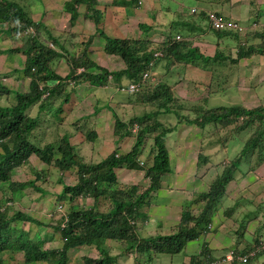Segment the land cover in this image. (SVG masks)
<instances>
[{
	"label": "trees",
	"instance_id": "obj_1",
	"mask_svg": "<svg viewBox=\"0 0 264 264\" xmlns=\"http://www.w3.org/2000/svg\"><path fill=\"white\" fill-rule=\"evenodd\" d=\"M217 1L229 2L230 0ZM75 3L86 5V12H84L83 17L87 20L84 21L83 26L82 21L78 29L79 44L83 48L82 50L79 49L78 55L69 54L65 49L68 54L66 57L69 63V73L62 78L53 71L50 65L53 59H59L63 56L60 51L64 49L63 45L51 34V27L54 26V21L59 16L54 14L55 16L52 15V18L47 17L44 11L42 12L43 18L36 20L18 2L0 0V23L6 25L7 33H23L27 28H32L34 31V33L25 36L22 46L0 49V53L23 52L26 57L24 71L30 72L31 67L35 69V72L31 73L34 79L31 80L29 91L16 92V101L12 105L0 106V195H4L2 204H5L8 199H11L12 192L28 185L34 187L40 196L52 193L56 201L59 202H71L76 198H92L93 205L86 208H72L52 226L62 240L61 247L56 248H43L45 240L41 236L37 239L30 237V229H25V223L42 226L35 217L14 209L11 205L2 206L0 209V253L4 251L13 254L20 253L25 264L37 262L67 264L69 260L67 253L70 249L90 246L99 252V256L96 258L85 257L83 264H116L119 258L129 254L136 256L133 264H152L151 262L157 254L179 253L187 242L199 238L201 233L209 230L208 225L212 222L214 208L222 195L225 194L227 185L234 179L235 172L239 176V170L236 168L240 166L243 157L247 158L250 165L249 158L254 151H257L259 152L258 163L264 161V104L252 108H245L241 104L215 106L206 109L198 107L195 109L199 113L197 117L193 119L184 118L179 111L169 106L171 102L175 101L172 87L169 82L160 79L156 72L157 67L162 62L166 64L167 69L174 62L183 63L192 66L193 72L198 75H206L207 71L211 70L212 81L215 78H221L220 74H215L219 66L225 65L226 62L236 63L245 58L264 55V21L261 22L255 18L253 23L256 26H251V22L248 26L250 30L242 35L239 30L235 29H214L208 21L210 10L177 7L176 18L167 19L165 24V28H168L170 32L162 41H155L149 36L122 37L118 35L119 30L113 28L112 33L107 32L106 20L102 19L103 12L95 8L96 0L66 1L63 9L69 14L70 22H73L78 16V12L74 9ZM109 3L114 6L125 7L132 5V0H112ZM166 8L167 11L170 10V7ZM119 13H116L117 16ZM214 13L223 19L228 18L222 10H216ZM126 14L128 13L126 12ZM259 14L262 13L259 11ZM184 16H189L191 19H186ZM49 18L52 19V22L47 23L45 20ZM196 18L200 20L199 24L203 20L208 22L203 31L213 32L217 38L216 44L218 46L221 45L220 41L223 38L235 39L237 45L235 53L233 49H229L232 52L226 54L218 47L211 56L201 53L199 46L193 45L194 37L199 39L200 36L191 35L196 26ZM130 21L131 19L128 18V22H125L129 27L132 25ZM121 23L123 24L122 18L119 19V24ZM134 23L137 25L138 31L145 34L152 29L148 23L137 21L135 16L133 17V25ZM176 26L186 29V34H174L173 30L178 29ZM198 28L202 30L201 27ZM177 32L180 31L177 30ZM43 35L46 36V39H43L42 42L39 38H43ZM100 38H103L104 41L102 51L107 55L118 57L123 62L121 69L109 70L106 67H100L97 62L90 59L88 49L101 46ZM249 40L253 41L250 42ZM48 43H52V46H49ZM157 51L160 52L159 56L154 54ZM80 67L84 69L81 73L77 72ZM144 73H148L149 77L143 79ZM48 79H55L58 83L50 89L48 95L42 98V93L49 91V88L45 86L40 90L38 83ZM110 79L117 84H120L121 81H117L121 79L138 83L140 89L135 94L151 105L154 102L157 106V112L133 115L128 121H121L111 110L112 115L115 116L114 135L119 138H132V147L119 155H116L118 150L115 149L99 161L86 162L80 154L81 147L71 141L67 132L48 139L49 124L56 121L58 117L60 119L64 117L63 104L69 102L70 94H63V83L84 80L94 86H103ZM214 87V83L213 87L209 84L206 97H202L201 101L208 102L207 98L210 97V94L216 93ZM122 88L126 89V84ZM10 92L11 90L0 84V94H9ZM56 99L59 102L55 105ZM179 100L181 101V99ZM35 104H38L36 114L28 115V109ZM96 110L98 108H94V112ZM190 111L192 112V109ZM42 112L47 113L43 119L40 118ZM156 113L174 114L178 123L185 122L188 125L201 128L210 125H214L215 128L218 125L228 127L229 124L241 118L243 122L239 128L242 130L255 128V132L243 144L239 155L230 162L226 169L224 168L220 175H217L209 189L198 194L205 201L200 213L195 215L190 209H184L179 222L174 225L175 233L143 238L139 237L137 229L142 226V222L149 219L150 197L157 194L158 190L163 187L162 176L168 175L172 171L166 147V137L169 133L176 131L178 127V125L166 127L156 118ZM87 118L91 119V116ZM255 123H257V127H255ZM134 124L138 125L135 132L132 131ZM151 136L153 137V147L145 155V158L147 159L152 155V160L148 167H144L139 161V156L143 153L141 147L144 146V141ZM95 137L96 133L93 130L86 133V139L89 141H94ZM31 155L33 158H38L44 165L43 168L35 170L36 181L12 180L14 169L29 164ZM197 160L198 165L199 163L208 164L211 162L203 153L198 154ZM72 168L76 170L77 180L75 184L69 185L64 183L61 177L62 173ZM124 168L143 170L144 176L148 178V185L141 188L134 184L127 189H123L121 186L115 187L119 184L117 172ZM54 169L60 172L58 178L51 175ZM49 178L53 184H61L62 188L58 193L51 192L49 187H43L39 183V180L40 182L47 180L51 184L48 181ZM52 178L55 179L52 180ZM2 183H7V185ZM106 201L109 202L110 206L107 210L101 211L99 207H104ZM239 201L237 199L235 204L228 208L223 214L224 219H231L230 217H234V213L242 208L239 207ZM152 213L151 210L150 214ZM254 214L248 212L243 214L239 220L237 219L240 221L239 225L242 230L236 229L235 231L240 239L236 240L235 245L231 247L234 258L237 255L248 254L260 245L258 243L261 240L257 237L254 238V243L242 238L245 230L244 224L252 222ZM217 230L218 227H213L208 233ZM206 238L201 243L199 252L192 255L187 264H210L213 254ZM110 240L118 242L121 247L118 253L114 255L110 254L106 246L103 247L104 243ZM241 242L248 245L239 249L238 243ZM258 254L259 252L254 258ZM233 263H236V258ZM0 264H4V259L1 257Z\"/></svg>",
	"mask_w": 264,
	"mask_h": 264
},
{
	"label": "rangeland",
	"instance_id": "obj_2",
	"mask_svg": "<svg viewBox=\"0 0 264 264\" xmlns=\"http://www.w3.org/2000/svg\"><path fill=\"white\" fill-rule=\"evenodd\" d=\"M13 1L18 2L25 11H28V13L31 14L30 16L32 18L33 16L37 17L42 9H47L46 14L51 18L52 15H54V8H56L55 10L56 12H58V5H54L55 1L53 0ZM141 1L142 6H145V8H141V10H144L145 15L148 17H151V15L154 16L153 19L149 21L151 25H154V28L147 34L143 33L142 31H138L137 25H135V23L133 25L134 14L132 16L125 14L127 18L131 19L130 23H132V25L129 27L125 26L124 23H121L120 26H123V29H125V32H120L121 34L126 33V36L134 38L149 36L150 39L154 38L155 41H162V39H164L168 35V32H170L168 28H165V24L167 23L166 19L169 20V18H176V10L178 9L177 7H189L193 9L196 8L198 10L219 9L222 10L223 13L228 16L229 10L232 11L233 9L232 12L234 13V17L237 16L235 15V13L237 12L238 14L240 13L241 16L249 15V23L255 21V18L256 20H260L261 22L264 21V0H231L229 2H222L217 0ZM118 7L123 8L124 11L129 14L133 13L132 8H125L121 5H119ZM135 7L138 8L137 6ZM166 7H170V10L167 11ZM33 8L37 13L34 12ZM113 8L118 9L114 6L111 9ZM146 10H148L149 13L146 12ZM259 11L262 14H259ZM164 15L166 18L164 17ZM184 17L186 19H191V17L189 16ZM114 19L119 22L117 14H113L111 20L107 22L110 24ZM78 20L79 14L73 22H70L69 15L62 12L61 18L57 17V20L54 21V26L51 27V34L57 39H59L62 44L66 45L67 48H69L70 50L73 48L76 52H78L76 46L81 50L83 48L82 45L79 44L78 40L73 43H70L71 37L75 34L80 40V37L78 35L79 28L77 29V31L75 29V24ZM137 21L143 22L145 21V18L140 17L139 14ZM234 21L239 22L240 20L234 19ZM243 22L240 21L241 24ZM108 23L106 25V31L112 33V27ZM196 23L200 25L198 23L197 18L195 19V25ZM176 28L178 29L173 28L175 29L173 30L174 34L179 33L182 35L186 34L187 32L186 29H182L181 26H176ZM244 28L245 29H236H238L239 32L243 35L247 32L246 27ZM5 29L6 25L0 23L1 49H6L8 48V46L11 45L8 44V33ZM177 30L180 32H177ZM74 32L75 34H73ZM195 34L201 37L198 39ZM191 35L195 36V42L193 43V45L198 46L199 43H202L201 45L204 46L202 49L199 47L201 53L208 54V47H210V53L212 54L208 56L213 55L215 48L213 47L214 45L209 46L203 44L204 42L210 44H215L217 42V38L212 32H207L203 35V32H201L199 28L195 26L194 32L191 33ZM43 39H46L45 35H43V38H39V40L42 42ZM11 40H17V42H21L22 39L12 37ZM249 41L252 42L253 40ZM220 42L221 45L218 46V48H221L226 54H230L232 52L231 50L237 47L235 39L223 38ZM75 43L76 45H74ZM100 43L101 47L95 46L93 52H89L90 59L97 62L100 67H106L109 70L117 71L121 69L123 66V62L119 60L118 57L108 56L102 51V46L104 44L103 38H100ZM14 44L20 46V44L18 43ZM12 56L18 59L21 58V56L18 57L13 54ZM259 56L245 58L237 61L236 63H231L230 61L226 62L225 65L219 66L218 71L215 74H220L222 77L218 79L215 78L213 81V77L211 78V70H208L206 75H198L193 72L192 66L177 62H174L172 65H170L168 69L166 67V64L162 62L158 65L156 72L161 80H166L172 87L173 99L175 101L171 102L169 106L179 111L180 115H183L184 118L193 119L199 115L197 110H195L198 107L206 109L215 106H229L233 104H241L245 108H252L257 107L260 104H264V69L260 68L261 66L264 68V56ZM9 58L10 56L7 53H3V55L0 56V75L4 74V70L8 68L10 62L13 63V60L9 62ZM20 64L22 63L20 62ZM50 65L60 74H66V72H68L67 64L64 60H57L54 63L51 62ZM92 70L95 71L94 68H92ZM14 75H17V72ZM22 78L24 77L20 75L12 77L13 83L10 86L13 89L15 86H17L19 91H26L28 89V80L21 81ZM121 80L117 82H120ZM212 82L215 84L214 89L216 90V93H211L210 97L207 98L208 102L204 103L203 101H201L202 97H206L205 95L206 92H208L209 84H211V86L213 87ZM115 83L116 82L114 81H110L106 85L97 88L93 87L88 93H83V89L85 87L83 89L77 88L75 90V93L69 91V102L63 104V108L65 109V113H63L64 117L62 119L58 117L56 121H52L50 123L51 127H55L54 130L56 131L57 135L60 136L64 132H71L73 133L71 141L73 143L80 141L81 135L79 133L74 132V130H76L75 128L77 127H75L72 123L73 121L78 119V123L81 125V127H83L82 125L86 124L87 120H81L80 118H76L79 115L78 112L88 113L91 112V110L94 108L100 109V114H102V116L104 117H107V119L104 121L102 118L97 119V122L99 123L96 127L100 132H103L104 130L108 129L114 132V128H112V123L113 117L115 116L112 115V111L115 112V114L118 116V120L121 121H128L129 118L133 115H141L143 113L152 111L157 112V106L154 102H152L153 105H151L149 102L141 100L140 96H137V94L128 95L124 92L117 91L115 89ZM68 86L69 85H67L66 91L69 90ZM12 95L2 97L0 96V105L8 106L12 104V102L14 101V94L12 93ZM179 99H181V101ZM82 100H84L83 106L81 103ZM58 102V99H56L55 105L58 104ZM37 109L38 106L36 105L33 108L32 113H36ZM191 109L192 112L190 111ZM40 114V118L42 119L47 116L46 112H42ZM111 115L113 117H111ZM94 118L95 116H91V119ZM156 118L161 121L166 127L173 125L174 123H176L177 120L174 114L168 113H158L156 115ZM242 122L243 119L239 118L229 124L228 127H221L220 125H218L215 128L214 125H210L204 129L194 125L188 126V124L182 122V124L180 125V130L177 132L178 138L176 137L175 132H172L167 136L166 144L169 150L171 160L170 164L174 174L165 175V178L162 179V184L167 186V188H160L157 194H154L150 197L151 201H149L151 202V206L154 204L157 205V213H159V216L151 217L149 208V219L144 223L142 222V226L137 229L139 237L147 238L149 236H155L157 234H168L170 232L171 234H173L176 232L174 224L177 223L181 218L179 216H173L181 215L184 209L188 210L190 208L192 213L195 215L201 212L202 208L204 207L205 201L202 200V198H200L198 194L203 191L206 192L208 190L209 184L217 178V175L215 174L220 175L224 168L226 169L230 165V162L239 155L243 144L255 132V128H244L243 130L240 129L239 125L241 126ZM255 127H257V123H255ZM182 136L185 140H187V142L185 141L182 146L185 147L186 150H189V153L192 149L194 150V152H191L190 155L188 153L189 157H186V164L189 168L187 173L189 174V177L185 175L183 177L180 176L183 170H185V168L180 167L181 164L180 162H178L176 156L177 145L175 146V142L177 139L179 140V138ZM106 139V137L104 139L98 137L97 141L87 143L88 145H94L96 147V150H101L102 153L101 155L99 153H95L93 155L94 158H92V160L99 161L100 158L106 155V152L108 153L113 148V146L106 145ZM151 142L150 140H148L146 146H149ZM83 147L84 149L81 150V152L90 154L86 145H83ZM129 147L130 144H126L124 151H128ZM147 151L148 147L144 149L142 155L139 158L140 160H142L144 167H148L152 160V155H150L147 159L143 158L146 155ZM199 153H203L208 158L210 157L211 162L205 165L202 163H199V165H197V158L195 157H197ZM258 154L259 152L254 151V153L250 156L249 160L252 165L248 164L249 162L247 161V158H242L240 166L236 168L239 170V176H237L238 173L235 172L234 179L226 187V195L220 200L219 203L216 204L214 208L215 212L212 215L211 223L214 228L221 226L222 232H226L228 236L224 234L223 236H221L222 234H220V231H211L208 235L209 238H211L214 233H217L213 239L217 238L220 242H223L224 239L225 242H229V240H232L235 243L236 240L240 239V237H238L235 233L236 229L242 230L241 226L239 225L240 221L238 220L243 216V214L250 212L251 214L255 213L253 221L244 224L245 230L242 234V238H244L246 241L254 243V238L257 237V239L261 240V244H264V161L258 163ZM29 161V164H26L22 167H16L14 169L11 177L12 180L36 181L34 172L35 170L43 168L44 165L38 158H33L32 155ZM179 171L181 174H178ZM207 171L208 173H206ZM59 174L60 172L58 170H52L51 175L53 177L58 178ZM55 178H52V180H54ZM121 178L122 179L119 180L120 184L115 185V187L121 186L123 189H127L131 185H134L129 184L125 180H123V178L125 177L121 176ZM61 179L66 184H75L77 180L75 168H72L69 171H65L64 173H62ZM48 181L51 184H49L47 180L43 182H40L39 180V183L43 187H49L50 191H53L54 193H58L61 190L62 186L60 183L53 184L50 178ZM2 184L7 185V183ZM135 184L143 188L144 185H148V178H146L145 176L143 177L142 174L140 180H138V182H136ZM188 191L192 193H188ZM3 198L4 195H0V209L2 208V206L5 207L7 204L11 205L12 208L35 217L41 223L42 226L36 224L28 225L25 223V229H30L31 238L37 239L41 236L45 240L43 248L61 247L62 240L60 238V235L52 227L60 219V217L65 216V214L70 212L72 208H86L93 205L92 198H76L71 202H59L56 201V198L52 193L40 196V193L34 187L28 185H26L24 188L17 189L12 192L11 199H8L5 204H2ZM187 198L191 201L190 203L187 201ZM237 199L240 200L238 203L240 204L239 207L242 208L238 209L234 213V217H230L231 219H224L223 214H225L229 207L235 204V201ZM108 206H110V204L106 201L105 206H100L99 209L101 211H105L108 209ZM165 216H169L168 220L164 218ZM234 218L236 221L234 220ZM221 220H223L222 224L220 223ZM169 224H171V228L168 227ZM160 225L166 226L161 227ZM160 227L163 231L160 230ZM217 235L219 237H217ZM229 237H231V239ZM202 242V237H199L195 240L190 241L186 248H184L179 253L157 254V256L153 258L151 263L182 264L184 261L188 262L189 258L192 255L197 254V252L200 250ZM247 245L248 244H244L242 242L238 243L239 249L244 248ZM105 246L108 248V251H110L111 255L118 253L119 249L121 248L118 242L111 240L106 241L103 247ZM67 255L69 258L67 264H83V259L85 257L96 258L99 256V252L93 247L83 246L76 249H70ZM0 256L3 257L4 264H25L20 253L13 254L8 251H4L0 253ZM135 258V254L122 256L118 259V263L116 264H133L136 260ZM31 264H43V262ZM236 264H264V250L261 251L256 258H250L249 262H238Z\"/></svg>",
	"mask_w": 264,
	"mask_h": 264
},
{
	"label": "clouds",
	"instance_id": "obj_3",
	"mask_svg": "<svg viewBox=\"0 0 264 264\" xmlns=\"http://www.w3.org/2000/svg\"><path fill=\"white\" fill-rule=\"evenodd\" d=\"M66 1H68V0H66ZM65 0H64V3L66 2ZM97 1V0H96ZM112 0H109L108 1V4H109V6L111 7V6H114V5H111L109 2H111ZM82 4H78V3H75L74 4V9L78 12V14H79V11H78V7H80ZM83 5H85V4H83ZM96 5H97V3H96ZM135 6H137L138 8H136ZM60 7V6H59ZM114 7H117V8H120V7H118V6H114ZM95 8L96 9H98L96 6H95ZM125 8H132L133 9V13L132 14H129V15H133L134 14V9H138V10H140V12H138V15L140 14V17H144L145 19H147L148 21H150V20H152L153 19V15H151V17H146V15H145V13H144V10H141V8H142V1L141 0H132V5H130L129 7L128 6H125ZM216 10H219V9H216ZM215 9L214 10H210L211 11V13L209 14V16H208V21H209V23H210V25L214 28V29H218V30H221V29H226V28H229V29H235V30H238V29H245L244 27H246V30H250L249 28H248V26H249V24H246V23H240V21L239 22H237L236 21V23L237 24H241V25H238L237 27H232V26H226V27H224V28H215V26L213 25V23H212V21H211V18H210V16L211 15H213V16H215V17H217V18H219L221 21H223L226 25H227V23L229 22V21H233V22H235L234 21V19L233 18H230V17H228L227 15H225V16H227L228 18H226V19H223V18H221V17H219L217 14H215L214 13V11H216ZM147 11V10H146ZM42 12H44V9H43V11ZM62 12H64L65 14H67V15H69L64 9H60V8H58V12H56V10H53V14H57L60 18H61V13ZM85 12H86V8H85ZM142 12V13H141ZM125 13H126V11H125ZM138 15L137 14H134V16H135V18H138ZM83 16H84V14H83ZM133 16V17H134ZM83 19H84V17H82ZM37 20V19H36ZM200 20H198V22H199ZM166 22H167V19H166ZM203 22H205V23H203ZM207 24H208V22L206 21V20H203L201 23H200V26L196 23V27L198 28V27H201L202 28V30H200L201 32H203V35L205 34V33H207V32H211V31H206V32H204L203 31V29H205L206 28V26H207ZM149 25H151V24H149ZM244 25V26H243ZM152 27H154V25H151ZM251 26H256L253 22L251 23ZM236 28H238V29H236ZM30 33H34V31H33V29L32 28H27L23 33H18V34H13V33H8V39H10V38H12V37H15V38H20V39H22L21 40V42H19V44H20V46H22L21 44H23L24 43V40H25V36L26 35H29ZM213 33V32H212ZM75 34V33H74ZM76 35V34H75ZM77 36V35H76ZM76 36H72L71 37V42L70 43H73V42H75L76 40H77V37ZM201 37V36H200ZM137 38V37H136ZM177 38H179V36H177ZM67 40H68V36H67ZM58 41H59V39H58ZM73 41V42H72ZM23 42V43H22ZM78 42H79V39H78ZM59 43L60 44H62L60 41H59ZM11 44V46L10 47H8V48H6V49H9V48H13V47H20V46H18L17 44H14V43H10ZM48 45L50 46H52V43H48ZM63 45V47H64V49L63 50H60L58 47H55L56 49H58V50H60L61 51V53L63 54V56L61 57V58H59V59H57V60H64L65 61V63L67 64V70H68V72H66V74H60V73H58L54 68H52L53 69V71L56 73V74H58L60 77H65V76H67V74L69 73V63H68V61H67V52H65V49L69 52V54H72V53H74V55H78L79 53H80V50H79V48L76 46V48L78 49V52H76L73 48L70 50L69 48H67L66 47V45H64V44H62ZM74 45H76V43L74 44ZM199 46V45H198ZM214 46H215V48H214V52L216 51V49H217V47H218V45L215 43L214 44ZM71 47H74V46H71ZM1 49V48H0ZM236 50H235V48L233 49V52H235ZM214 52H213V54H214ZM155 53H159V55H160V52H155ZM154 53V54H155ZM9 54H13V55H16V56H18V57H20L21 56V58L20 59H18V58H16V57H13L12 55H9ZM0 55H3V53H0ZM8 55L10 56V58L8 59L9 60V62L11 61V60H13V63L12 62H10L9 64L12 66V65H14V66H12L13 68L10 70V71H7L8 70V68H6L4 71H6V72H4V74H2V75H0V84H2V85H4V87L5 88H7V89H9V90H11V92L9 93V94H0V96L2 97V96H11L12 95V93L14 94V101L12 102V104L16 101V98H15V93L16 92H28L29 91V87H30V83H31V80L32 79H34V77L32 76V74L31 73H34L35 72V69L33 68V67H31L30 68V72H27V71H24V66H25V60H26V57H25V55H24V53L23 52H17V53H8ZM158 55V56H159ZM108 56H110V55H108ZM262 56H264V55H260L259 57H262ZM11 58H13V59H11ZM23 59V60H22ZM56 59H53V61H52V63H54V62H56L57 61ZM16 61H19V64H20V62L22 63V64H16ZM84 71V69L82 68V67H80V68H78V70H77V72H79V73H81V72H83ZM17 72V75H14L15 73ZM23 76L24 78H22L21 79V81H25V80H28V89L26 90V91H19L18 90V88H17V86H15L14 87V89L10 86L12 83H13V80H12V77H14V76ZM123 80H125V79H122L121 80V82H120V84H117V83H115L116 84V89H117V91H120V92H124V93H126V94H129V93H132V94H135V93H137V92H139V91H136V92H129V91H126L124 88H122V86H124L125 84H126V89H127V87H128V84L130 83V82H127V80H125V81H123ZM110 81H112L111 79H110ZM109 81V82H110ZM9 82V83H8ZM58 83V81L57 80H55V79H48V80H42V81H40L38 84H39V89L40 90H42L43 89V87H45V86H47L48 88H49V91H45L44 93H42V98H44L46 95H48L49 93H50V89L52 88V87H54L56 84ZM87 84V85H86ZM63 85V92L64 93H69L70 94V92L69 91H72V92H74L75 93V90L77 89V88H81V89H83L84 87V89H83V91L84 92H89V88L87 87V86H89V83L87 82V81H84V80H79V81H70L69 83H63L62 84ZM67 85H69L68 87H69V90L68 91H66V88H67ZM90 86H93V87H100V86H94V85H91L90 84ZM122 89H124V90H122ZM13 96V95H12ZM69 99H70V97H69ZM12 104H10V105H12ZM36 105H38V104H35L34 106H32L30 109H28V111H27V113H28V115H30V114H32V115H35L36 113H32V110H33V108L36 106ZM0 106H5V105H0ZM9 106V105H8ZM100 113V111H99V109L98 110H96V112H94V109H92V111L91 112H88V113H84V114H82L81 116H79V117H76V118H80L81 120H87V122H86V124H84V125H82L83 127H81V125L78 123V119L77 120H75V121H73V125L75 126V127H77V128H75L76 130H74V132L75 133H79L80 135H81V140L80 141H78V142H75L76 144H78L80 147H81V150H83L84 149V147H83V145H86V147L88 148V150H89V152H90V154L89 153H82V152H80V154L84 157V159H85V161L86 162H96V161H94V160H92V158H94L93 157V155L95 154V153H99L100 155L102 154L101 153V150L99 151H97L96 150V147L94 146V145H88L87 143H91V142H94V141H97V138H98V133H97V130H95L96 129V126H97V121H96V117L98 116V114ZM88 116H95V118L94 119H88L87 117ZM111 117H113L112 115H111ZM114 121H115V117H113V123H112V128H114ZM176 122H178L177 120H176ZM50 125V124H49ZM52 126H53V124H52ZM50 127V132H49V134H48V138H52V137H56L57 136V133H56V131L54 130V128L55 127H51V125L49 126ZM137 129H138V125L137 124H134L133 126H132V131L133 132H135V131H137ZM90 130H93L95 133H96V137L94 138L95 140L94 141H89V140H87L86 139V133L88 132V131H90ZM72 131V130H71ZM74 133V134H75ZM68 134H69V136H70V138L72 139V135H73V133H71V132H68ZM119 138V137H118ZM121 139H123V138H121ZM148 140H150V142H151V140H152V142H151V144L149 145V146H146V143H147V141ZM132 142H133V139L132 138H129V144H130V146L132 147ZM143 147H141L142 148V151H144V149L146 148V147H148V149L149 148H151L152 149V147H153V137L151 136V137H148V139H146L145 141H144V143H143ZM130 147V148H131ZM115 150V149H114ZM117 153H116V155H119V154H121V153H123L119 148H117ZM111 153V152H110ZM108 155V154H107ZM107 155H105L104 157H106ZM142 155V154H141ZM140 155V156H141ZM140 156H139V158H140ZM104 157H102V158H104ZM198 157V156H197ZM144 159H146L145 157H143ZM101 159V158H100ZM209 159H210V157H209ZM139 161H140V164L141 165H143V162H142V160H140L139 159ZM211 161V160H210ZM196 164L198 165V160L196 161ZM205 165V164H204ZM207 173V172H206ZM210 173V172H209ZM215 174V173H214ZM215 175H219V174H215ZM165 177V175L164 176H162V178H164ZM23 181H25V180H23ZM27 181V180H26ZM211 184V183H210ZM210 184H209V187H210ZM209 189V188H208ZM203 192H205V191H203ZM226 195V191H225V194L224 195H222V197L219 199V201L217 202V203H219L220 202V200L224 197ZM188 202L190 201V200H187ZM190 210H191V208H190ZM180 217H181V215H179ZM224 216V215H223ZM180 220V219H179ZM179 222V221H178ZM177 222V223H178ZM214 226L212 225V223H210L209 225H208V229L209 230H207V231H205V232H203V233H201L200 235H202V234H207L208 233V231H210V230H212V228H213ZM210 233V232H209ZM169 234H171V232L170 233H168V235ZM164 235H167V234H164ZM200 237V236H199ZM208 237V236H207ZM203 240H204V238H202ZM190 242V241H189ZM189 242H187V244L185 245V247L184 248H186V246L188 245V243ZM258 244H260L259 246H257V248H255L254 250H252L250 253H248V254H245V255H237L235 258H236V263H238V262H242V263H247L248 262V260L250 259V258H252V257H254L255 255H256V253H260L261 251H263L264 250V248H261L262 247V245H264V244H261V241L258 243ZM202 245V244H201ZM234 245H235V243H234ZM233 247V246H232ZM183 248V249H184ZM200 249H201V247H200ZM232 250H233V248H229V250L227 251V252H225V253H223L221 256H219V257H216L213 253V256H211V258H212V261L210 262V264H234L233 262H234V255H233V252H232ZM199 252V251H198ZM197 252V253H198ZM2 253V252H1ZM230 253H231V255H232V259L231 260H227V256L228 255H230ZM251 253H253L252 255H251ZM242 256H247V260L245 261V262H243L240 258L242 257ZM1 257V256H0ZM2 259H3V257H1ZM189 261H190V258H189ZM188 261V262H189ZM188 262H186V261H184L182 264H187ZM235 263V264H236Z\"/></svg>",
	"mask_w": 264,
	"mask_h": 264
},
{
	"label": "crops",
	"instance_id": "obj_4",
	"mask_svg": "<svg viewBox=\"0 0 264 264\" xmlns=\"http://www.w3.org/2000/svg\"><path fill=\"white\" fill-rule=\"evenodd\" d=\"M48 1H51V0H48ZM53 1H55V4L54 5H58V8H60V9H63V7H64V5H65V3H64V0H59V1H57V0H53ZM66 1V0H65ZM108 1L109 0H97V5H96V7L98 8V9H100L102 12H103V18L102 19H104V20H106V23H108L107 21H110L111 20V18L113 17V14H116V13H118V12H120L119 14H118V16H117V18H118V20L120 19V18H122L123 19V23L125 24V26H128V25H126V23L125 22H128V18H127V16L125 15L126 13H124L125 11H124V9L123 8H118V9H115V8H113V9H111L113 6H109V4H108ZM231 1V0H230ZM250 3V2H249ZM60 6V7H59ZM85 8H86V5H81L80 7H78V11H79V20L76 22V24H75V29H78L80 26H81V22H82V26L84 25V21H86L87 19H83L82 17H83V14H84V12H85ZM142 8H145V6L143 5L142 6ZM56 8H54L53 10H55ZM33 10H34V12H35V9L33 8ZM42 11H43V9L40 11V14L36 17V16H33V19H37V20H39V19H41V17L43 16V14H42ZM44 11H45V13H46V11H47V9H44ZM232 11H233V9H232ZM232 11H230L229 10V16L228 17H230V18H233V19H237V20H240V21H244L243 23H246V24H249V19H250V16L249 15H245V16H241L240 15V13L238 14V12L237 13H235V15H237L236 17H238V18H236V17H234L233 16V12ZM138 12H140V10H138V9H134V14H138ZM146 12H148L149 13V11L147 10ZM35 13H37V12H35ZM46 16H47V14H46ZM53 16H55V15H53ZM249 16V17H248ZM47 17H49V16H47ZM46 17V18H47ZM147 18H148V16H146ZM43 18V17H42ZM47 23H50V21L52 22V19L51 18H49V19H46L45 20ZM143 22H146V23H148V24H150L149 23V21H147V19H145V21H143ZM109 24V23H108ZM113 29H118L119 31H118V35L119 36H122V37H124V36H126V33L125 34H121L120 32L121 31H124L125 32V29H123L124 27L123 26H120V24H119V22H117L115 19L109 24ZM154 27H152V29H153ZM151 29V30H152ZM150 30V31H151ZM77 37V36H76ZM126 37H130V36H126ZM77 40H78V38H77ZM15 41V42H14ZM11 40V38L10 39H8V44H10V43H18L19 44V42H17V40ZM73 42V41H72ZM79 42H80V40H79ZM199 43V42H198ZM202 43H199V47L202 49L204 46L203 45H201ZM203 44H206V45H214V43H206V42H204ZM11 46V45H10ZM10 46H8V47H10ZM98 47H101V46H98ZM213 47H215V46H213ZM91 48V47H90ZM88 49L91 53L93 52V50H94V48L92 47L91 49ZM211 52V48L210 47H208V55H210V54H212V53H210ZM9 55H12V54H9ZM1 56V55H0ZM23 60V59H22ZM16 64H19V61H16ZM20 65V64H19ZM13 67L12 66H10V64H9V66H8V70L7 71H10L11 69H12ZM260 68H262V69H264L262 66L260 67ZM4 72H6V71H4ZM90 90H91V88H93V86H87ZM97 88V87H96ZM115 89H116V84H115ZM89 90V91H90ZM117 90V89H116ZM83 93H88V92H83ZM81 103H82V106L84 105V100H82L81 101ZM110 103V102H109ZM92 111V110H91ZM99 111H100V109H99ZM108 112V111H107ZM106 112V113H107ZM79 113V115H78V117L79 116H81L82 114H84V113H81V112H78ZM74 114V113H73ZM103 119V121L104 120H106L107 119V117H104V116H102V114H98V116L96 117V121H97V119ZM102 121V122H103ZM98 123L99 122H97V125H98ZM105 124V123H104ZM182 123H178V122H176V123H174L173 125H175V126H177L178 125V127L176 128V131L174 130V132H175V134H176V137L178 138V136H177V132L180 130V125H181ZM110 126V125H109ZM171 126V125H170ZM189 126V125H188ZM106 127V126H105ZM202 129H204V128H202ZM95 130H97V133H98V137H100V138H107L106 140V145H109V146H113V148L107 153L106 152V155L107 154H109L110 152H112L115 148H116V146H117V148H119L123 153H125V145L126 144H129V138L128 137H125V138H123V139H121V138H118V136H116V135H114V132H112V130H104L103 132H100L99 130H98V128L96 127V129ZM172 133V132H171ZM171 133H169V134H171ZM168 134V135H169ZM167 135V136H168ZM167 138V137H166ZM48 139H50V138H48ZM185 141L187 142V140H185L184 139V137L182 136V137H180L179 138V140L177 139L176 140V142H177V144H176V142H175V146L177 145V149H176V156H177V160H178V162H180V164H181V166L180 167H184L185 168V170H183V172H182V174L180 173V171H179V173L178 174H181L180 176L181 177H183L184 175L185 176H188L189 177V174L187 173V171L189 170V168L187 167V164H186V157H189V155L191 154V152H194V150L192 149L191 151H190V153H189V150H186V148L185 147H183L182 145L185 143ZM178 144H180V145H178ZM108 146V147H109ZM102 147H106V146H102ZM131 147V146H130ZM130 147H129V149H130ZM166 147H167V144H166ZM171 147V146H170ZM116 148V149H117ZM127 148V147H126ZM107 149V148H106ZM105 149V150H106ZM167 149H168V147H167ZM152 149L151 148H149L148 149V151H147V153L149 152V151H151ZM127 152V151H126ZM146 153V154H147ZM168 153H169V150H168ZM188 153H189V155H188ZM145 157V156H144ZM169 158H170V155H169ZM195 158H197V157H195ZM171 161V160H170ZM171 165V164H170ZM172 168V167H171ZM173 170V169H172ZM120 172H121V174H120ZM207 173H208V171H207ZM141 174V175H140ZM142 174H143V177H144V171L143 170H139V169H121V170H118V172H117V176H118V183H119V180L120 179H122L121 178V176H123V177H125V178H123V180H125L127 183H129V184H135L136 182H138V180H140V177L142 176ZM169 174H174L173 173V171H171ZM196 175V174H195ZM175 176H177V175H175ZM165 178V177H164ZM163 178V179H164ZM120 184V183H119ZM163 185V184H162ZM167 188V186H165V185H163V188ZM188 193H192V192H189L188 191ZM193 195V194H192ZM187 200H189L188 198H187ZM153 211V213L151 214V217L152 216H156V217H158L159 216V213H157V205L156 204H154V205H152V206H150V211ZM177 216H179V215H176V216H173V217H177ZM180 217V216H179ZM165 219H167L168 220V218H169V216H165L164 217ZM145 221H147V220H145ZM144 221V222H145ZM143 222V223H144ZM220 223L222 224L223 223V220H221L220 221ZM177 223H175L174 225H176ZM161 226V225H160ZM166 225H164V226H161V227H165ZM160 227V230L161 231H163L162 230V228ZM168 227H170L171 228V224H169L168 225ZM169 228V229H170ZM171 230V229H170ZM217 231H220V234H222L221 236H223V234L224 235H226V236H228L227 235V233L226 232H222V228H221V226H218V230ZM210 233H207V234H202V235H200V237H202V238H205V237H207L208 235H209ZM216 234L217 233H214L213 234V236L211 237V238H209V237H207L206 238V241H209V245L211 246V252L216 256V257H219V256H221L223 253H225V252H227L228 250H229V248L230 247H232L233 245H234V242L232 241V240H229V242H225V239H224V241H223V239H222V241L223 242H220L219 241V239H213L215 236H216ZM157 235H164V234H157ZM217 237H219L218 235H217ZM222 238V237H221ZM230 239H231V237H229ZM218 264V263H217Z\"/></svg>",
	"mask_w": 264,
	"mask_h": 264
},
{
	"label": "built area",
	"instance_id": "obj_5",
	"mask_svg": "<svg viewBox=\"0 0 264 264\" xmlns=\"http://www.w3.org/2000/svg\"><path fill=\"white\" fill-rule=\"evenodd\" d=\"M210 18H211V21H212L213 25L215 26V28H224L226 26H232V27H237L238 26V24L236 22H233V21H229L227 23V25H226L223 21H221L219 18H217V17H215L213 15H211ZM158 55H159V53H155V56H158ZM147 77H149L148 73H144L143 79H146ZM139 89H140V86H139L138 83L130 82L128 84L127 89H125V90L129 91V92H136V91H139ZM122 90H124V89H122ZM261 248H264V245H262ZM252 254L253 253H251V255ZM231 259H232V255L230 253V255L227 256V260H231ZM240 259L243 262H245L247 260V256H242Z\"/></svg>",
	"mask_w": 264,
	"mask_h": 264
}]
</instances>
